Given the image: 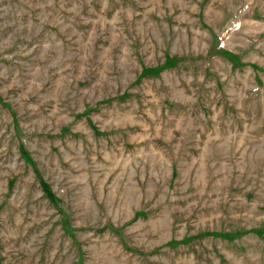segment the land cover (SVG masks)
Here are the masks:
<instances>
[{"label": "rangeland", "instance_id": "374dc122", "mask_svg": "<svg viewBox=\"0 0 264 264\" xmlns=\"http://www.w3.org/2000/svg\"><path fill=\"white\" fill-rule=\"evenodd\" d=\"M0 264H264V0H0Z\"/></svg>", "mask_w": 264, "mask_h": 264}, {"label": "trees", "instance_id": "16d2710c", "mask_svg": "<svg viewBox=\"0 0 264 264\" xmlns=\"http://www.w3.org/2000/svg\"><path fill=\"white\" fill-rule=\"evenodd\" d=\"M42 185H43V186L48 190V192H49V193L47 192L46 195H47L48 197L52 198V197H51V193H50L49 189L47 188V186L44 185V184H42Z\"/></svg>", "mask_w": 264, "mask_h": 264}]
</instances>
